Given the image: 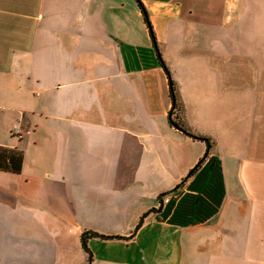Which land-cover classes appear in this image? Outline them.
Instances as JSON below:
<instances>
[{
  "label": "crops",
  "instance_id": "0c3cea01",
  "mask_svg": "<svg viewBox=\"0 0 264 264\" xmlns=\"http://www.w3.org/2000/svg\"><path fill=\"white\" fill-rule=\"evenodd\" d=\"M140 1L0 0V264H264V0Z\"/></svg>",
  "mask_w": 264,
  "mask_h": 264
},
{
  "label": "trees",
  "instance_id": "16d2710c",
  "mask_svg": "<svg viewBox=\"0 0 264 264\" xmlns=\"http://www.w3.org/2000/svg\"><path fill=\"white\" fill-rule=\"evenodd\" d=\"M141 7V10L143 12L144 15V19L145 22L147 23L146 25L149 28V32L151 34L152 37V41L155 47L157 46V38L155 35V32L153 30L152 27V22L151 19L149 17V14L147 12V10L145 9L146 7L144 6V4L140 1V0H136ZM158 57L160 58L161 64L164 67V70L166 71V74L169 77V81H170V93L173 99V107H172V111L170 113V122L174 125H176L178 127V129L182 130L184 133L192 136L195 139H200V140H206L209 143V139L208 137L202 136V135H196L189 127H187L185 124L181 123L179 121L180 115L182 114V108L180 106V102H179V98H178V94H177V86L175 81L173 80L172 76H171V70L169 69V67L166 65V63L164 62L163 58L161 57V52L158 51ZM202 161V160H201ZM200 161V162H201ZM23 162V154L22 152H20L18 149H8L5 148L3 146L0 145V169L5 170V171H11V172H18L20 173L21 171V163ZM200 163H198V165H196L195 168H192L189 172V174L193 173L194 170L199 166ZM146 214H143L136 226V230H138L141 225L144 223V219L146 217ZM103 238V239H113V238H124L125 236H121V235H105V234H99L96 233L94 230H85L80 237V241H81V247L88 253V260L86 262V264H89L91 262V260H93V254L92 251L90 250V248L88 247L89 244V240L91 238Z\"/></svg>",
  "mask_w": 264,
  "mask_h": 264
},
{
  "label": "built area",
  "instance_id": "2783aa9c",
  "mask_svg": "<svg viewBox=\"0 0 264 264\" xmlns=\"http://www.w3.org/2000/svg\"><path fill=\"white\" fill-rule=\"evenodd\" d=\"M13 134L16 135V136H19V137H20L19 128H16V129L13 131ZM167 200H168V198L166 197V198H164V199L162 200L161 203L166 202Z\"/></svg>",
  "mask_w": 264,
  "mask_h": 264
},
{
  "label": "rangeland",
  "instance_id": "374dc122",
  "mask_svg": "<svg viewBox=\"0 0 264 264\" xmlns=\"http://www.w3.org/2000/svg\"><path fill=\"white\" fill-rule=\"evenodd\" d=\"M14 130V129H13Z\"/></svg>",
  "mask_w": 264,
  "mask_h": 264
}]
</instances>
